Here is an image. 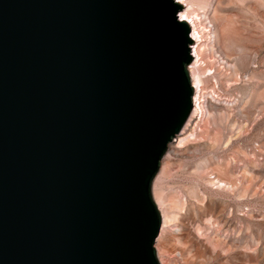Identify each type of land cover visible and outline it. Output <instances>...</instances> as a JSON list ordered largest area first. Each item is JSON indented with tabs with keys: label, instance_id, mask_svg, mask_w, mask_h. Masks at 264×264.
<instances>
[{
	"label": "water",
	"instance_id": "95a60500",
	"mask_svg": "<svg viewBox=\"0 0 264 264\" xmlns=\"http://www.w3.org/2000/svg\"><path fill=\"white\" fill-rule=\"evenodd\" d=\"M175 0H0V264H161L152 186L193 111Z\"/></svg>",
	"mask_w": 264,
	"mask_h": 264
},
{
	"label": "rangeland",
	"instance_id": "374dc122",
	"mask_svg": "<svg viewBox=\"0 0 264 264\" xmlns=\"http://www.w3.org/2000/svg\"><path fill=\"white\" fill-rule=\"evenodd\" d=\"M189 1L212 28L191 63L203 103L153 181L155 249L161 264H264V0Z\"/></svg>",
	"mask_w": 264,
	"mask_h": 264
},
{
	"label": "bare ground",
	"instance_id": "6f19581e",
	"mask_svg": "<svg viewBox=\"0 0 264 264\" xmlns=\"http://www.w3.org/2000/svg\"><path fill=\"white\" fill-rule=\"evenodd\" d=\"M176 2L180 3L183 6V9L181 14H180V20L181 21H185L188 26L191 28L192 33H191V39L193 40L194 44H192V46L195 49V55L193 54V58H199L200 57V51L198 50L199 46L201 45V43L203 42V36H205V34L207 32L211 33L212 32V28L207 29L206 26H203L205 19L203 20L201 16H199L198 14H193V12H191V10L189 9V6H191V2L189 0H176ZM211 14L214 15L215 13V8L212 9V11H210ZM204 18V17H203ZM207 19H209V23H212L211 17L208 16ZM215 32V28L213 30V33ZM214 37V36H213ZM201 49V48H200ZM193 64L189 67V71L191 74V78H192V82H193V87L195 90H197L200 94L198 96V98L192 99L193 102V111L191 114V118L188 119L187 123L185 124L182 132L179 135V138L177 139L178 141H182L183 139H185V135L188 129V126L190 125L191 119L196 115V113H198V111L202 110V86H201V81L196 77V75L192 72L193 70ZM197 84L200 85L199 88H197ZM207 106V105H206ZM194 115V116H193ZM175 150L172 148H170L169 151V155L172 154ZM169 155L167 156V158L169 157ZM162 220L163 223L165 224V217L162 213ZM164 225L162 226V231L161 234L163 233V229H164Z\"/></svg>",
	"mask_w": 264,
	"mask_h": 264
},
{
	"label": "built area",
	"instance_id": "2783aa9c",
	"mask_svg": "<svg viewBox=\"0 0 264 264\" xmlns=\"http://www.w3.org/2000/svg\"><path fill=\"white\" fill-rule=\"evenodd\" d=\"M192 49H193V50H192V54H194V55H195V50H194V48H193V47H192ZM192 56H193V55H192ZM194 60L196 61V60H197V58H194ZM199 87H200V85H199V84H197V88H199ZM194 93H195L194 99H195V98H198V96H199V94H200V93H199L197 90H195V89H194ZM193 116H194V115H193ZM190 118H191V117H190ZM190 118H189V119H190Z\"/></svg>",
	"mask_w": 264,
	"mask_h": 264
}]
</instances>
